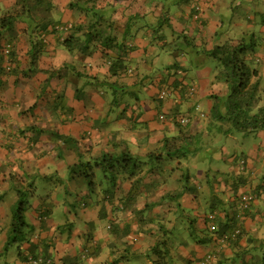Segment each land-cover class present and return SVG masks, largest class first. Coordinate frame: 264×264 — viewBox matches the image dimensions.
Here are the masks:
<instances>
[{"label": "crops", "instance_id": "crops-1", "mask_svg": "<svg viewBox=\"0 0 264 264\" xmlns=\"http://www.w3.org/2000/svg\"><path fill=\"white\" fill-rule=\"evenodd\" d=\"M69 1L54 0L61 7V19L70 23L81 21L83 17L80 14L68 9ZM215 1L199 0V7L205 12L206 20H209V31H215L220 26L217 14L220 10ZM220 1L221 4L222 1H226V5L230 3L229 0ZM101 2L104 7L111 5V9L115 11L111 19L115 31L112 33L108 29V32L125 43L127 54L121 62L134 69L133 75L117 74L110 77L112 62L120 61L115 51L101 48L89 57H77L59 46L57 40L60 36H51L47 53L41 60V68L45 71H64L67 77L58 74L48 82V73L39 74L33 79L22 73L18 78L10 77L6 91L0 95V264H28L26 254L41 256L44 264H151L147 256L149 248L159 241L160 221L151 226L155 236L147 231V227L146 233L137 238L134 233L128 238H121L122 233L119 232V235L116 232L117 224L123 230L128 227L127 222L133 216L131 211L124 214L121 204L130 195V183L123 178L119 179L115 191L109 195L108 185L105 183L97 182L90 190L84 176L71 172L72 165L77 163L75 149L60 150L56 140L74 137L79 140L77 148L94 154L115 151L112 148L115 142H128L133 145V149L143 145L153 146L166 136L172 138L177 135L171 122L160 120L162 112L168 115L176 111L186 113L195 118L193 121L196 125L202 120L200 117L196 118V105L204 110L210 109V96L221 91V84L213 83L216 76L215 63L212 67L213 59L209 60L202 54L199 56L200 67H196L189 59H182L181 54L175 53V48L167 49L162 39L157 40L158 35L144 30L147 21L158 22L162 7L172 4L179 5L174 8L176 12L171 17L175 33H184L183 13L190 12L191 5H183V0ZM14 3L15 0H0L1 7L5 9ZM236 4L239 5V11L235 14L234 21L241 29L247 28L246 22L249 19L256 25L264 18V0H236ZM164 33L165 40L169 43L176 38L169 30H164ZM196 42L198 46L203 45L207 49L214 46L212 36L208 34L200 36ZM29 50L30 45L26 44L19 53L24 69L28 66ZM177 64L189 69L187 77L189 81L196 83L198 93L188 99L186 91L179 89L174 96L161 102L158 96L163 80L169 78V71ZM74 68L75 71H71ZM171 81L173 84L177 79L171 78ZM112 85L114 86L111 87ZM123 90L131 95H118ZM59 94L64 95L66 112L55 111ZM98 120L107 124L103 126L104 129H98ZM41 131L43 133L36 137ZM257 137L262 138L261 144L254 145L249 153L243 152L250 157L249 168L255 173L252 178L246 177L247 186L243 185L242 178L238 179V169L229 160L233 155V148L229 149V141L235 140L238 144L236 153H239L247 142L242 136L233 135L228 139L220 159L216 156L209 163L210 158L204 156L200 165L191 168L195 177L204 185L197 197L185 196L183 204L188 212L200 217V228H203V218L209 207L232 206L236 183H241L238 189L240 193L257 189L261 192L252 216L245 222L244 237L223 248L221 257L215 260L216 264H264V132L258 133ZM242 141L243 144L240 145ZM143 150H148V147ZM37 175L45 177L36 182V186L38 182H42L39 188L45 183L48 186L51 183L54 185L58 177L62 181V185L60 182L58 185L64 189H60L48 201H45V197L43 199L41 193L34 195L36 202L33 205L31 199L26 215L31 222L33 216L37 230L33 238L32 234L29 236L30 242L16 244L19 258L13 262L8 258L10 251L5 252V247L10 228L8 219L13 217V214L8 213V208L13 209L18 200L14 184L20 181L27 185ZM10 180L11 184L7 185ZM150 180L151 178H146L145 182ZM3 186L6 188L3 189ZM212 186L216 193L211 190ZM73 187L77 189L76 195L72 194ZM144 191L145 188L141 192ZM10 193H15V197L9 196ZM145 195L146 192L140 196L141 202L147 198ZM141 205L139 208L143 209L145 205ZM158 210L162 212L163 223H169L171 219L167 218L172 214H168V208L159 207ZM44 215L45 221L41 219ZM179 219L177 223L183 222L182 218ZM114 223L116 225L112 231L110 227ZM29 224L32 226L30 222ZM203 233L206 234L200 232L201 237ZM178 234L181 235L180 232ZM179 237H173L174 250L178 251H173L174 254L168 257L174 264H194L208 253L216 251L213 241L207 245H197L191 241L186 246L183 243L184 236L178 239ZM134 238L136 241L133 243L131 239ZM129 240L134 245L127 244Z\"/></svg>", "mask_w": 264, "mask_h": 264}, {"label": "trees", "instance_id": "trees-1", "mask_svg": "<svg viewBox=\"0 0 264 264\" xmlns=\"http://www.w3.org/2000/svg\"><path fill=\"white\" fill-rule=\"evenodd\" d=\"M101 1L70 0L68 9L83 17L81 21L75 23L63 22L60 16L61 7L54 0H15V3L7 9L0 5V95L6 91L9 78L13 76L18 78L22 73L25 77L32 79L39 74L48 73V82H51L58 74L64 78L67 77L64 71L63 73L62 71H45L41 68V60L47 53L51 36H60L57 40L59 46L77 57H89L95 50L101 48L115 51L120 61L112 62L110 77H115L117 74L133 75L134 69H130L121 62L127 54L125 43L120 42L118 36L114 38L108 32V29L112 33L115 31V25L111 20L115 11L111 9V5L104 7ZM183 1V5L185 3L192 6L190 12L183 13L184 33H175L171 17L176 12L174 8L179 5L172 4L162 7L158 22L147 21L146 27L143 26V28L145 27L146 32L158 35L157 40L162 39L167 49L175 48V53L181 54L182 59H189L196 67H200L198 66L199 56L202 54L217 63L213 83L221 84V91L210 96L212 100L210 109L204 110L196 105V118L201 117L202 120L195 125L191 120L195 118L186 113L176 111L168 115L162 112L160 120L171 122L177 130V135L172 138L166 136L153 146L143 145L138 149H133V145L128 142H115L112 147L115 151L94 154L77 148L79 140L74 137H61L56 142L60 150L75 149L77 163L72 165L71 172L84 176L90 190L97 182L105 183L108 185L107 194L109 195L115 191L119 179L123 178L130 183V195L121 204L122 212L125 214L131 211L133 216L127 222L128 227L123 230L121 225L117 224L116 232L122 233L121 238L133 236V233L137 238L140 234L146 233L147 227V231L154 235L155 231L151 226L160 221L159 241L149 248L147 256L151 264H174L168 260V257L174 254L173 251H178L174 250L173 241V237L177 235L184 236L183 243L186 246L191 241L197 245H207L213 241L217 247L216 251L208 253L194 264L202 263L210 254L216 256L213 259V264H216L215 260L221 257L223 248L244 237L245 222L252 216L261 192L257 189L240 193L238 189L241 183H236L233 188L232 206L230 208L209 207V211L203 218V228L199 227L200 217L187 211L183 199L187 195L197 197L202 190L201 186L204 184L195 177L191 168L194 165H200L204 156L210 158L209 163H211L216 156L218 159L222 157L221 152L231 136L251 138L264 132V30H262L264 18L260 19L261 22L256 25L252 24L253 20H247V28L243 30L234 21L235 14L239 11L236 0H229L230 3L228 2L227 5L226 1H222L225 3L224 6L220 0H216L217 9L220 10L216 12L220 26L212 32L208 30L209 20H206L205 12L199 7V0ZM215 3L213 6H216ZM164 30H169L173 36L176 35V38L169 43L165 40ZM206 34L212 36L214 42L212 49L197 45L196 39ZM26 44L30 45V50L28 66L24 69L19 53ZM188 72L187 67L175 65V68L168 73L169 78L163 80L160 88V92H166L167 96L162 99L159 95L158 100L165 101L169 96H174L179 89L186 91L188 99L195 97L198 87L195 82L189 81ZM171 78L177 79L176 83L171 84ZM191 88H194L193 93H190ZM118 95L124 97L130 96L131 93L123 90ZM58 96L55 111L66 112L64 95ZM106 125L98 120L96 126L100 130ZM41 133L43 132L38 133L36 137H39ZM86 135L89 136L88 133ZM145 147H148V150H143ZM249 158L244 153H237L229 159L238 169V179L242 178L245 186L248 182L246 177L252 178L255 174L249 168ZM99 172L102 176L98 178ZM44 178L41 175L34 176L27 185L21 186L16 184L17 181L15 182L18 200L13 206L12 235L7 241L5 252L11 245L30 242L31 235L25 232V229L30 227L26 212L31 205L32 195H35L33 190L36 182ZM146 178H151L150 182L146 183ZM143 188L145 191L141 192ZM211 190L216 193L214 186ZM145 192L147 198L141 202L140 196ZM247 194H250L253 200L249 207L244 209L240 203ZM141 204L145 205L143 209L139 208ZM165 206L168 208V214H172L167 218L171 219L169 223L167 221L163 223L162 212L158 210L159 207ZM178 217L182 218L183 222L177 223L180 221ZM42 218L44 220L46 216ZM169 224H175V226L171 227ZM115 225L116 223L111 225L112 231ZM133 229L134 232H132ZM237 229H241L237 238H231L223 244L224 235L233 234ZM202 231L206 233H203V237L200 236ZM136 238L131 239L133 243ZM131 240L127 241V244L134 245ZM25 257L28 264H33L32 258L38 261L43 260L39 255L26 254Z\"/></svg>", "mask_w": 264, "mask_h": 264}, {"label": "rangeland", "instance_id": "rangeland-1", "mask_svg": "<svg viewBox=\"0 0 264 264\" xmlns=\"http://www.w3.org/2000/svg\"><path fill=\"white\" fill-rule=\"evenodd\" d=\"M214 63H215V68H216V66H217V63L216 62H214V60H213V62H212V67H214ZM197 118H199V117H197ZM200 119H202L201 117H200ZM191 120H194L193 118L191 119ZM239 140H242V139H239ZM244 140H247V142H245L244 143V145H243V149H242V151L241 152H239V153H243V152H247V153H249V151H250V149H252L253 147H254V145H260L261 144V142H262V138H258V137H253V138H250V139H248V138H244ZM243 140V141H244ZM235 140H231V141H229V149L231 150L232 148V151H231V153L232 154H237L236 153V150H237V148H238V144L237 143H235L234 142ZM243 141H242V143L240 144V145H242L243 144ZM102 175H101V173L99 172V173H97V177L99 178V177H101ZM60 182V180H59V178L57 177L56 178V180H55V182H54V185L51 183L49 186H48V184H43L40 188L38 187L39 185H41L42 184V182H38L37 183V186H35V188H34V190H33V192H34V194H42V196H43V199H44V197H45V201H48L51 197H52V195H54V194H56V192H60V189H64V187L62 188V187H60L59 185H58V183ZM9 184H11V180L10 181H7V185H9ZM18 186H21V185H23L21 182H19V181H17V183H16ZM60 184L62 185V181L60 182ZM6 185V186H7ZM6 187L5 186H3V189H5ZM99 188V187H98ZM100 192V191H99ZM76 193H77V189L76 188H72V194L73 195H76ZM9 196L10 195H12L13 197H15V193H10V194H8ZM80 195V194H79ZM34 198H35V196L34 195H32V205L36 202L35 200H34ZM29 210V209H28ZM13 212H14V210L12 209V207H9L8 208V213H10V214H13ZM27 220L29 221V219H28V216H27ZM33 221H34V218H33V216H32V222L31 221H29L31 224H32V226L30 225V227L29 228H26L25 229V232L27 233V234H32V238L34 237V235H35V233H36V230H37V225H35V223H33ZM8 223L10 224V228L8 229V231H7V234H8V236H7V238L9 239V237H11V235H12V231H11V226H12V223H13V217H11V218H9L8 219ZM69 229V228H68ZM68 229H67V231H68ZM32 231V232H31ZM9 251H10V254H9V259H10V261L12 260L13 262L16 260V259H18L19 258V249H18V245H16V244H14V245H11L10 247H9V249H8ZM2 255H0V257H1ZM84 260H86V258H84ZM84 264H87L86 262L84 263Z\"/></svg>", "mask_w": 264, "mask_h": 264}, {"label": "built area", "instance_id": "built-area-1", "mask_svg": "<svg viewBox=\"0 0 264 264\" xmlns=\"http://www.w3.org/2000/svg\"><path fill=\"white\" fill-rule=\"evenodd\" d=\"M194 91V88L190 89V93H193ZM167 96V93L166 92H162L161 93V98H166ZM253 200V197L250 195V194H247L245 195L243 198H242V201L240 203L241 207L246 209L249 207L250 205V202ZM241 233V229H237L233 234H226L224 235L223 239H222V243L223 244H226L231 238L235 239L237 238V236ZM216 256H213V254H210L208 256V258L206 260H204L202 263L200 264H213V259L215 258ZM32 262L33 264H44L43 260L40 259L39 261L38 260H35L32 258Z\"/></svg>", "mask_w": 264, "mask_h": 264}, {"label": "clouds", "instance_id": "clouds-1", "mask_svg": "<svg viewBox=\"0 0 264 264\" xmlns=\"http://www.w3.org/2000/svg\"><path fill=\"white\" fill-rule=\"evenodd\" d=\"M160 95H161V93H160Z\"/></svg>", "mask_w": 264, "mask_h": 264}]
</instances>
